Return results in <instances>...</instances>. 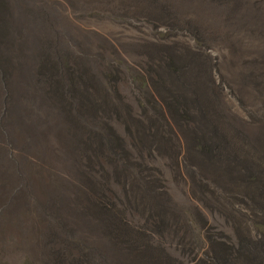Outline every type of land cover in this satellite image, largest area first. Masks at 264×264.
I'll use <instances>...</instances> for the list:
<instances>
[{
	"label": "crops",
	"instance_id": "0c3cea01",
	"mask_svg": "<svg viewBox=\"0 0 264 264\" xmlns=\"http://www.w3.org/2000/svg\"><path fill=\"white\" fill-rule=\"evenodd\" d=\"M186 7L0 0V77L7 85L21 77L14 82L27 106L45 109L43 121L63 125L61 136L76 143L84 180L77 197L95 235L87 245L95 263L264 264L261 50L187 29L198 11ZM68 94H80L83 108L97 106L90 133L48 111ZM101 109L125 123L118 147L102 155L92 133ZM211 178L222 187L201 192ZM248 198L254 224L240 230L230 210Z\"/></svg>",
	"mask_w": 264,
	"mask_h": 264
},
{
	"label": "rangeland",
	"instance_id": "374dc122",
	"mask_svg": "<svg viewBox=\"0 0 264 264\" xmlns=\"http://www.w3.org/2000/svg\"><path fill=\"white\" fill-rule=\"evenodd\" d=\"M184 1L161 0V3L167 6L176 5L182 12L185 7ZM186 8L188 11L192 10V7ZM53 73L57 72H48L49 75ZM14 77L16 75H12L13 79ZM19 78L21 77L14 80L19 81ZM2 79L0 77V107L7 105L34 111L35 108L27 106L28 96H23L22 88L15 86L18 83L13 80L10 82L14 85H7L6 80ZM77 96L80 94H68V98L62 100L61 107L52 106L48 111L61 118L71 116L72 121L83 125V130L90 133L86 123L92 120L90 112L93 113L94 108L97 112V106L83 108L78 103ZM45 98L49 104L57 100L54 96ZM99 111L100 120L95 121L92 133L96 131L93 137L96 140L95 151L101 149L102 155V152H109L110 149L118 147L113 144L119 132L125 135L123 131L125 123L116 122L114 114L102 109ZM105 123L112 125V131L103 127L106 126ZM98 124L103 127L100 131L96 129ZM45 125L46 134L50 133L51 138L47 139L44 136L38 139L32 138L31 145L26 147L27 153L38 156L35 161L27 160L25 161L29 162L27 165L23 164L15 168V163L12 161L19 160L17 154L9 156V159L4 158V154L0 155V264H109L103 260L94 262V252L91 247H87L95 235L94 233L92 235L91 229L85 228L86 205H82L83 199L77 197L80 188L69 184L70 179L65 176V173H71L72 177H76L82 172L79 173L75 169L70 172L69 168H64L51 151L52 147H60V140L54 135L58 130L53 127L61 124ZM12 138L15 142L20 136L14 134ZM128 141L127 136L120 140L123 146L121 151L126 149ZM125 157L126 155L123 154V158ZM179 174L185 177L184 173ZM210 181L200 185L201 192H210L213 186L222 187L214 179L211 178ZM234 204L230 210L231 222L239 226L240 230L243 225L246 230L249 229L248 227L252 229L254 224L251 212L254 208L252 199L248 198L246 204H241L240 208L238 204L236 205V201ZM245 264L253 263L245 257Z\"/></svg>",
	"mask_w": 264,
	"mask_h": 264
},
{
	"label": "trees",
	"instance_id": "16d2710c",
	"mask_svg": "<svg viewBox=\"0 0 264 264\" xmlns=\"http://www.w3.org/2000/svg\"><path fill=\"white\" fill-rule=\"evenodd\" d=\"M188 4L197 9L198 12H192V15L198 23L196 25L186 23L187 29L213 37H241L247 43L254 42L261 50L259 58L263 66L261 71H264V0H185V7ZM45 114V109L35 108L33 111L29 108L7 105L0 107V155L4 154V158L9 159V156L17 154L20 161L18 159L12 161L15 168L27 165L29 162L25 161H35L38 157L27 153L26 150V147L31 145L32 138L38 139L43 136L51 138L50 133L46 134L45 124L49 123L43 121ZM62 126L53 127L58 130L54 135L59 138L60 147H52L51 151L59 164L67 168L72 167L71 172L73 169L76 170L77 165L76 143L61 136L64 128ZM14 134L20 136L15 142L12 138ZM65 176L70 179L69 184L75 187L84 182L80 175L72 177L71 173H65Z\"/></svg>",
	"mask_w": 264,
	"mask_h": 264
}]
</instances>
